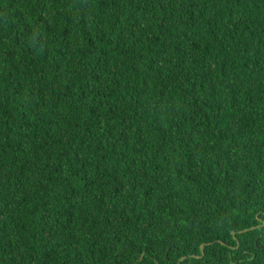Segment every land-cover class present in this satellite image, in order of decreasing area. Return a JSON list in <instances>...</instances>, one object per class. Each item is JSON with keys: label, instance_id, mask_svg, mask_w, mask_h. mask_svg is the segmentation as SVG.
I'll return each instance as SVG.
<instances>
[{"label": "trees", "instance_id": "1", "mask_svg": "<svg viewBox=\"0 0 264 264\" xmlns=\"http://www.w3.org/2000/svg\"><path fill=\"white\" fill-rule=\"evenodd\" d=\"M0 264H264V0H0Z\"/></svg>", "mask_w": 264, "mask_h": 264}, {"label": "water", "instance_id": "2", "mask_svg": "<svg viewBox=\"0 0 264 264\" xmlns=\"http://www.w3.org/2000/svg\"><path fill=\"white\" fill-rule=\"evenodd\" d=\"M234 233V232H233ZM182 258H184V257H182Z\"/></svg>", "mask_w": 264, "mask_h": 264}, {"label": "clouds", "instance_id": "3", "mask_svg": "<svg viewBox=\"0 0 264 264\" xmlns=\"http://www.w3.org/2000/svg\"><path fill=\"white\" fill-rule=\"evenodd\" d=\"M184 257V256H183Z\"/></svg>", "mask_w": 264, "mask_h": 264}]
</instances>
